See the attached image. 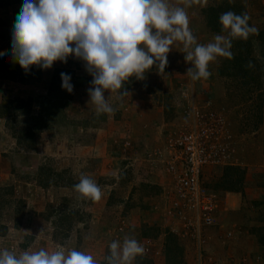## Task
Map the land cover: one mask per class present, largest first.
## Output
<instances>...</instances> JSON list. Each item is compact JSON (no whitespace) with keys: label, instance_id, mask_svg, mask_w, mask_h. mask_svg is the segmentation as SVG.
<instances>
[{"label":"rangeland","instance_id":"374dc122","mask_svg":"<svg viewBox=\"0 0 264 264\" xmlns=\"http://www.w3.org/2000/svg\"><path fill=\"white\" fill-rule=\"evenodd\" d=\"M240 1L245 6L246 0ZM168 2L184 7L182 0ZM215 2L210 0L211 4ZM11 10L12 6L0 7L3 22L0 40L5 41L4 50L12 48ZM200 11L199 18L196 11L191 14L196 17L191 28L198 43L212 42L218 34L227 36L226 31H198L201 24L205 25L203 9ZM263 27L264 22L256 26L258 30ZM249 45L250 56L262 61L260 65L264 69L258 40L251 39ZM184 51L182 42H174L164 72L160 73L159 67L153 65L144 79L130 77V86L125 83L122 89L127 95L105 90V98L116 109L114 115H96V106L90 102L88 94L93 77L85 62L71 55L68 66L88 78V81L72 82L71 93L66 90L49 94L47 91L51 71L60 66V61L49 69H42L36 80L0 83V102H3L2 97H31L28 112L17 113L6 121L0 118V151L6 154L9 171L0 180V187L12 185L14 194L2 196L0 224L6 225V232L0 236V249L19 253L40 248L52 251L64 246L87 252L102 262L109 254V244L113 240L122 243L127 235L137 239L144 248L148 247L143 256L151 264H168L165 241L168 232H172L169 228L177 222L175 218L164 216L169 184L163 183V174L150 171L149 154L157 148V144L153 146L155 143L164 140V134L174 123L185 121L180 113L181 88L192 91L201 105L209 100L208 107L221 116L230 136L225 141L226 161L222 166L206 168L201 178L205 188L216 194L214 223L200 224L198 237L180 228L174 232L179 237L175 236L179 264H260L252 248L254 244L259 246L257 238L264 232V72L259 87H251V90L240 87L238 78L216 74L221 62L218 57L209 65L211 76L208 79L193 81L186 73L192 64L185 60ZM260 92L261 99L258 98ZM147 93L152 96L153 104L162 107L159 111L162 121L137 125L130 120L135 118V111L129 110L130 104L144 99ZM259 109L262 116L257 120ZM140 118L137 113L135 119ZM36 121H39V129L33 136L34 144L26 146L23 138L18 142L20 130ZM151 129L154 139L145 141L143 135L149 134ZM40 165L52 174L46 180L49 182L46 187L36 181L37 176L43 175L38 171ZM225 166H236L243 172L238 192L218 186ZM82 174L101 187L103 195L99 201L81 198L74 189ZM12 196L24 200L17 230L12 226L14 204H8ZM221 198L222 205L218 203ZM234 225L236 230L232 233ZM27 235L30 237H25ZM257 250L255 253L264 254Z\"/></svg>","mask_w":264,"mask_h":264},{"label":"clouds","instance_id":"9594fccd","mask_svg":"<svg viewBox=\"0 0 264 264\" xmlns=\"http://www.w3.org/2000/svg\"><path fill=\"white\" fill-rule=\"evenodd\" d=\"M199 2L185 0V6L180 7L170 5L168 0H24L12 33V58L26 71L33 65L49 69L56 61L66 63L70 55L83 60L93 77L88 94L96 115H114L116 109L105 98V90L119 91L124 96L127 92L122 89L130 77L144 79L153 65L164 72L174 42L183 43L185 60L192 64L186 73L197 81L211 76L209 65L218 57L234 58L232 39L247 40L259 34L255 26L249 25L251 17L246 12L227 11L219 17L227 36L218 34L212 42L198 43L189 28L186 8ZM247 66L254 65L249 61ZM60 75L62 88L71 93V76ZM74 189L81 198L93 201L103 195L96 181L83 174ZM143 255V245L126 235L122 243L113 240L109 244L105 259L106 264H133L137 256ZM0 264L100 262L87 252L57 246L52 251L40 248L19 253L3 248Z\"/></svg>","mask_w":264,"mask_h":264},{"label":"built area","instance_id":"2783aa9c","mask_svg":"<svg viewBox=\"0 0 264 264\" xmlns=\"http://www.w3.org/2000/svg\"><path fill=\"white\" fill-rule=\"evenodd\" d=\"M179 97L180 113L185 121L170 128L164 134L162 146L150 152L149 169L163 174L165 184H169L164 216L177 222L169 229L180 228L198 237L200 224L214 223L213 212L217 208L216 194L202 184V174L206 168L222 166L226 161L225 141L230 135L221 116L208 107L209 100L201 105L192 91L181 88ZM186 212H191V216Z\"/></svg>","mask_w":264,"mask_h":264},{"label":"trees","instance_id":"16d2710c","mask_svg":"<svg viewBox=\"0 0 264 264\" xmlns=\"http://www.w3.org/2000/svg\"><path fill=\"white\" fill-rule=\"evenodd\" d=\"M24 0H0V7H7L12 6L11 10V17L13 20V25L15 24L16 17L21 11L22 5ZM227 11H233L236 14H240L241 11L233 9L232 6H228L224 1L214 6H208L203 10L205 21L208 27H210L212 32H219V24L220 21L218 19L219 13H224ZM236 11V12H235ZM2 20H0V24H2ZM251 39L258 40L260 44V54L261 60H264V27L259 29V34H252L248 37L247 40L245 39H232V48L231 51L233 53L232 59H228L225 57H220V67L216 68V74L218 76H231L233 78H238L237 85L240 87H246L247 89L257 88L260 85V77L264 72L263 67L260 65V62L257 61L253 56H250V49L249 43ZM0 79H7L16 81L19 83H26L30 80H36L40 77L42 73V68L38 66H31L28 71L23 69L18 62H15L12 58L11 50H0ZM70 56L67 59V62H61L60 66H56L52 69L51 75L49 78V85H48V93L53 94L56 91H66L62 88V79L61 73H66L71 76V83H76L77 81H88V78L83 74H77L75 72V68L68 66L70 64ZM249 61L252 62L254 65L253 67H248ZM131 80V78H129ZM129 80L125 83L130 86ZM251 90V89H250ZM261 92L258 94V98L261 99ZM3 102H0V118H3L5 121L9 117L12 118L17 113H25L30 110L31 107V97L22 98V97H15V98H4L2 97ZM260 106V104H259ZM28 110V111H27ZM262 116V112L260 109L258 110L257 120H260ZM36 121L35 124L31 126H25L22 130H20V134L17 136L18 142L22 140V138L26 141V146H32L35 142L33 136L36 135V130L39 129L38 123ZM6 124H8L6 122ZM13 135V133H11ZM15 137V136H14ZM38 171L43 172V175L37 176L36 181L38 185L41 187H46L49 183V178L52 177L51 172H49L44 166H38ZM243 180V172L238 170L236 166H225L222 170L219 182L217 183L220 188H223L226 191L238 192ZM13 187L12 185L5 186L4 188L0 187V204L4 202V196L8 194H13ZM3 196V197H2ZM13 197V196H12ZM10 200V198L8 199ZM13 203L12 209V218L13 223L12 226L17 228L19 226L20 217L22 216L23 207H24V200L21 198L13 197L8 204ZM64 216V215H63ZM62 216V217H63ZM6 232V225L0 224V236ZM172 231L171 233L168 232V236L166 237L165 246V256L168 261V264H179L181 260L177 258L179 247L175 241V236L178 235ZM30 237V236H25ZM179 238V237H178ZM257 242L260 245H264V232L258 236ZM25 242L22 244L24 245ZM151 261L144 257V256H137L134 260V264H151ZM100 264H106V259L100 262Z\"/></svg>","mask_w":264,"mask_h":264},{"label":"crops","instance_id":"0c3cea01","mask_svg":"<svg viewBox=\"0 0 264 264\" xmlns=\"http://www.w3.org/2000/svg\"><path fill=\"white\" fill-rule=\"evenodd\" d=\"M182 1H184V6H185V0H182ZM222 1H224L226 4H228V6H232L233 9L241 11L240 14L246 12L251 17V19L249 20L250 26L256 27L257 25H259L260 22H264V0H250L248 2L246 0L245 6L242 5L243 2H241L240 0H221V1L216 0L215 4H211L210 0H200L199 3H193L191 7L186 8V11H187L188 16H189V25H190L191 31L194 30L193 27L191 28V24H192V22H194V20H196L195 16L192 17V15H191L192 13H195V11H196L198 13V18H199V14L201 13L200 10H202V9L204 10L208 6L217 7V5H220V3ZM259 5H260V8H259ZM221 14L222 13H219V17ZM203 16H204V13H203ZM219 17H218V19H219ZM204 23H205V25L201 24L197 30L198 31H200V30L206 31V32H209V30L211 31L210 27H208V25L206 24V21ZM218 30H219V32L224 31L221 23L219 24ZM204 34L206 35L207 33H204ZM208 42H210V41H207L206 44ZM4 43H5V41L3 42L2 40H0V50H4L2 48V47H5V46H3V45H5ZM0 83H3V85H4L5 83H11L12 84V83H16V82H13V81H10L7 79H0ZM16 84H19V83H16ZM20 97H22V96H20ZM195 97H196V95H195ZM130 106H132V107H130L129 110L135 111V118L137 116V113L141 117L139 120H136L134 117L130 118L131 122H134L137 125H139V123L141 124L142 122H146V124L148 126L149 121L151 122V120H156V121H158V123H160L162 121L161 116L159 115V111L162 110V107L161 106L159 107L157 104H153L152 103V96L148 93L145 94L144 99L141 98L139 101H137V99L135 101L133 100V102L130 104ZM145 113H146V116H145ZM174 124H176V123H174ZM174 124H172V125H174ZM145 132L147 133L149 131H145ZM143 137H144L145 141L154 139V130L151 129L150 133L143 135ZM156 144L158 145L157 148L161 147L163 144V141L160 139L153 146H155ZM1 151H0V180L3 179L4 178L3 176H5V174L9 172L7 170L8 165H7L6 158H5L6 154H5L4 150H1ZM24 155L25 154H23V156ZM26 159H28V157H26ZM164 182L165 181H163V183ZM157 183H159V182H157ZM210 192H214V191H210ZM218 203L220 205H222V198L218 200ZM215 217H216V214H214V218ZM19 227H20V225L15 230H17ZM234 227H235L234 232L231 231L232 233H235L236 225H234ZM252 249L254 251V254H256L255 260L260 264H264V254H262L261 252L255 253V251H258L257 249L264 252V245L259 244V246H258V245L254 244V247Z\"/></svg>","mask_w":264,"mask_h":264}]
</instances>
